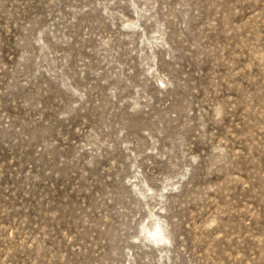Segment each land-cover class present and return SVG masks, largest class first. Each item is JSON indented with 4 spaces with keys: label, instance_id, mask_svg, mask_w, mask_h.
Returning a JSON list of instances; mask_svg holds the SVG:
<instances>
[{
    "label": "rangeland",
    "instance_id": "obj_1",
    "mask_svg": "<svg viewBox=\"0 0 264 264\" xmlns=\"http://www.w3.org/2000/svg\"><path fill=\"white\" fill-rule=\"evenodd\" d=\"M0 264H264V0H0Z\"/></svg>",
    "mask_w": 264,
    "mask_h": 264
},
{
    "label": "bare ground",
    "instance_id": "obj_2",
    "mask_svg": "<svg viewBox=\"0 0 264 264\" xmlns=\"http://www.w3.org/2000/svg\"><path fill=\"white\" fill-rule=\"evenodd\" d=\"M155 230H153V232H154ZM153 232H148L154 239H155V241L156 242H162V241H164V237H163V234L162 235H160V233H158V234H154Z\"/></svg>",
    "mask_w": 264,
    "mask_h": 264
}]
</instances>
